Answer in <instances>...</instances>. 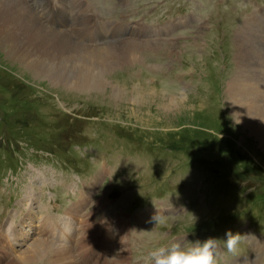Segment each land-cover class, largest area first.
<instances>
[{
	"label": "rangeland",
	"instance_id": "obj_1",
	"mask_svg": "<svg viewBox=\"0 0 264 264\" xmlns=\"http://www.w3.org/2000/svg\"><path fill=\"white\" fill-rule=\"evenodd\" d=\"M28 1L33 3V8L37 10V1ZM62 1L67 6L74 4L73 11L77 14L72 19L69 17L65 19V23L70 24L69 30L78 29L82 25V29L88 34L85 41L89 38L90 43L94 44L92 40H98V49H90L81 43H75L84 50L85 56L91 53L115 56L120 64L114 66L115 69L110 72L125 66L133 80L141 73L137 68L139 64L149 63L148 56L152 54L154 56L152 64L157 63L153 70L155 76L152 77L150 87L134 86L131 94H128L122 85L114 84L116 75L113 78L109 76L111 80L114 79L113 81L107 77L110 74L108 72L103 74V77L109 83L108 88L117 87L116 93L111 90L106 92L87 90L80 93L54 86L48 79L38 77L34 70L23 67L18 61L9 59L0 51V180H5L4 176L9 167H13L11 171L14 172V168L21 170L26 163L33 162V153L38 154L36 162L55 161L60 167L74 172L78 177L91 176L87 181L98 179L96 185L94 181L93 188H86L89 182L74 176L72 178L74 184L65 187L60 178L62 171L56 170L60 169L56 163L41 166V174L33 172L29 169L30 165H27L28 172L25 173L28 179L30 175L36 177L33 196L37 197L35 192H39L42 186H45L43 193L45 198L49 189L57 188L60 183L61 187L52 191L57 200L50 201L54 202L55 207L52 204L39 212L36 222L30 225L26 239L22 242L24 245L16 247L18 251H9V243L0 245V262L8 264L15 258L18 261L23 251L39 238L38 218L42 219L48 213L56 216L58 212L64 218L65 208L75 205L84 191L89 193L92 199V202L87 203L90 205H86V210L94 217L102 219V236L94 243L99 246L97 248L102 246V253L104 251L108 253L104 264H147L148 253L157 246L165 245V239L169 236L165 227L172 220L165 219V214L153 210L150 212L153 211L155 215L149 219L145 214L149 209L130 210L132 202L136 200L133 185L141 184L139 187H143L142 183L151 184L154 180V175L150 173V166L154 165L148 164L146 167L142 161L149 163L153 158L164 159L165 154L160 150L163 146L173 145L174 149L189 150L191 154L208 146L213 149L209 152L212 155H217L218 149L227 152L235 161H242L237 165L240 173L254 176L260 174L248 170L247 166L264 172V149L262 150L259 141H256V133L251 134L232 112L235 105L233 103L231 105L229 96L236 99L243 96L232 91L228 93L230 82L226 89V81L233 77L240 78L241 81L246 75L253 78L251 81L246 78L245 83L256 79L264 81V7L263 9L257 7L255 3L257 0ZM39 2L43 5L42 1H38L39 6H42ZM51 2L54 5V2L58 3L57 0ZM0 5L5 7L6 2L0 0ZM255 12L256 16L247 22V26L243 25ZM60 14L55 18L59 19ZM53 17L51 14V18ZM40 24L43 29L46 27L43 22ZM126 29L143 32L135 39L141 49L140 52L139 48H136L138 60L142 59L138 65L126 66L122 62L123 58L119 56L127 46L130 47V44L136 46L133 42H123L124 37H129L126 36ZM44 31L50 36L40 31L47 43L69 47L67 40L73 42L68 32H59L55 28H45ZM239 37H242L240 43ZM75 39L76 41L79 39L76 34ZM55 50L61 57L67 58L58 48ZM225 68L226 77L223 78L222 70ZM231 83L233 85L234 81ZM219 90L222 96L219 95ZM112 99L123 102L117 107L118 100ZM111 100L115 102L111 104ZM258 103L264 104V99H259ZM66 110L75 117L85 115L83 123L76 121L80 143L72 141L73 150L69 144V128L74 117L69 116ZM107 111L110 114L108 117L110 121H106L107 115L104 113ZM113 123L119 125L114 126ZM88 124L93 126L87 135L84 130ZM84 138L90 141L91 146L81 144ZM137 139L141 141L140 151H144L147 146L152 154L150 157H142V152L138 154L137 142H134ZM16 141L21 147L19 150H16ZM147 141L151 144H146ZM50 153L58 155L59 160L49 157ZM201 154L207 156L208 152ZM139 156L142 161L137 166ZM123 160H128L126 168H132L135 161V168L130 174L122 171L123 168H120L123 167L122 164H116L115 167L120 168L121 174L112 170L116 161L122 163ZM104 163L108 166H103ZM30 164L34 165L35 162ZM103 167L106 170L99 175ZM153 170L154 168L151 172ZM81 182L84 184L80 185ZM243 182L245 186L249 185L247 179ZM117 184L120 187L118 188L120 194L113 199L110 195L113 190H117L115 188ZM210 188L220 196L224 190V183L214 181ZM146 190L150 191L147 196L149 199L163 195V191L153 185L146 187ZM256 195L264 197V192L262 194L256 192ZM231 198L233 202L226 204L230 209H219L215 215L223 213L234 215L238 212L241 205L234 196ZM46 199L43 205L48 203ZM173 202H165L163 206L168 207ZM6 203L7 201L0 195V226L9 218V216L4 218L2 214L4 209L1 206ZM139 203L137 201L134 206ZM213 207L214 205L211 206ZM83 209L84 207L79 208L78 211V208H75L74 213H79L73 219L69 216L70 220L77 221L81 218ZM31 216L34 221L36 215ZM222 221L224 220H219L215 224L218 225ZM59 222L64 223V220L60 219ZM89 222L83 224L79 222V225H82V229L91 231ZM106 223L112 228L119 229L126 238L123 252L118 251L117 238L104 231ZM178 225L181 229L186 227L179 221ZM172 227V230L176 228V224L173 223ZM196 227L198 226L187 229L195 230L193 232L197 233L206 230L208 222L200 228ZM55 229L59 235L57 228L49 230L54 234ZM173 233L179 234V230ZM77 242L87 244L83 239ZM250 251L252 250L240 247L238 255H248ZM44 252L41 253L43 255L38 264H45L47 254ZM116 260L118 263H115ZM49 261L55 263L54 259ZM14 263L12 261L11 264Z\"/></svg>",
	"mask_w": 264,
	"mask_h": 264
},
{
	"label": "bare ground",
	"instance_id": "obj_2",
	"mask_svg": "<svg viewBox=\"0 0 264 264\" xmlns=\"http://www.w3.org/2000/svg\"><path fill=\"white\" fill-rule=\"evenodd\" d=\"M4 1L6 2V6L2 7L0 5V51H3L9 57V59L18 61V63H20L27 69L34 70L38 77L40 76L48 79L53 83L54 86L57 87L68 88L74 91H79L80 93L86 92L87 90L90 92H106L107 90H111L112 92L115 91L116 93L117 87L115 86L112 89L108 88L109 83L103 77V74L112 71L113 69H115L114 66L120 64L115 56H102L93 53L85 56L84 50L70 40H67L70 49L67 45L58 47L57 43H47L45 42V39L41 34L42 32L46 36L50 37L46 34L47 32L45 33L40 24V22H43L41 18L42 11L34 9L33 5L29 4L28 1ZM34 1H42L45 4L48 2V0ZM37 2L36 8L39 9V6H37ZM54 3L59 4L56 2ZM40 5H42V3ZM52 15L54 16V18L58 17V14ZM65 15H67V12L63 11L61 12L59 19H55L57 21H65ZM77 35L80 38H84V30H79L77 32ZM56 48H58L61 54L67 56V58L61 57L55 50ZM136 48L137 46L133 47L130 44V47L127 46L126 49L121 54H119V56L123 58V63L127 65L128 63H132L138 60L136 56ZM47 64L49 65L47 66ZM229 91L236 93H239L241 91L243 94H245V96L238 99L229 96L231 105L232 103L235 105V110H233L232 107V112L235 115L236 119L241 122L248 130H250L251 134L256 133L257 136L255 139L256 141H259V144L260 146H262L263 150L264 104H260L258 102L259 99H264V85L261 82H257L251 84L250 87L246 86L240 88L234 81L233 85L232 83L229 84L228 93ZM259 96L260 98L258 99L257 97ZM94 181L95 179L90 182L88 187L94 186ZM88 202H90L88 194L82 192L80 201L76 205L78 211H80L79 208H83L84 206H86ZM77 214H75L73 211L71 218H76ZM52 227H54V224L52 223L50 217H43L42 226L40 227L41 239L33 242L27 249H25V251H23V253L19 257L18 261L15 260V258L13 260H10L8 264H11L12 261L15 262L14 264H38L41 255H43L41 253L44 250H48L52 245L51 241L49 240L50 235L47 234V232H51L52 234V231L49 230ZM91 227L93 226L90 223L89 228ZM53 232L55 233L54 230ZM62 234V236H66L65 229L63 230ZM46 235H48V238ZM17 238L18 237L16 236L14 239ZM6 240L7 236L1 234L0 243H4L6 242ZM77 243L78 242H76L75 244ZM82 246L83 243H79L73 246L58 248L54 250V253L48 254L49 259H54L55 263H61V261H63V258H65V260L74 259L71 257L73 255V252L76 250V247L80 249L82 248ZM122 249L124 248H121V250ZM86 254L87 253H84L82 256V258H84L85 264H90L93 261L95 264H104V262L107 260L102 259V250L100 256H97L95 258H93L92 254ZM63 264L79 263L74 261Z\"/></svg>",
	"mask_w": 264,
	"mask_h": 264
},
{
	"label": "clouds",
	"instance_id": "obj_3",
	"mask_svg": "<svg viewBox=\"0 0 264 264\" xmlns=\"http://www.w3.org/2000/svg\"><path fill=\"white\" fill-rule=\"evenodd\" d=\"M186 237H177L168 245L153 248L148 253L147 264H219L225 255H237L248 236L229 230L223 240L209 237L191 242Z\"/></svg>",
	"mask_w": 264,
	"mask_h": 264
}]
</instances>
